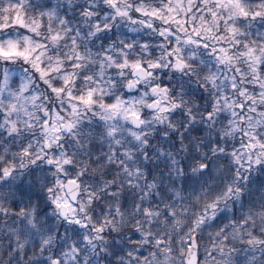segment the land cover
Instances as JSON below:
<instances>
[{
  "label": "clouds",
  "instance_id": "obj_1",
  "mask_svg": "<svg viewBox=\"0 0 264 264\" xmlns=\"http://www.w3.org/2000/svg\"><path fill=\"white\" fill-rule=\"evenodd\" d=\"M0 264H264V0H0Z\"/></svg>",
  "mask_w": 264,
  "mask_h": 264
}]
</instances>
